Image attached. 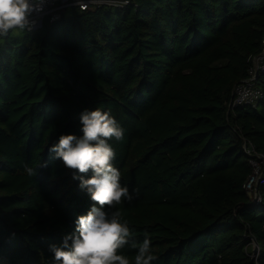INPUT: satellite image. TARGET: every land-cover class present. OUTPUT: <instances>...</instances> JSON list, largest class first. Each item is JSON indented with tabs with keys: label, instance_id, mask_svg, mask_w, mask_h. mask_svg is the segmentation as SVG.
<instances>
[{
	"label": "trees",
	"instance_id": "1",
	"mask_svg": "<svg viewBox=\"0 0 264 264\" xmlns=\"http://www.w3.org/2000/svg\"><path fill=\"white\" fill-rule=\"evenodd\" d=\"M16 31L0 37V264H55L49 246L94 205L48 148L96 108L124 129L109 143L133 198L116 208L152 264H264V185L256 204L243 149L264 157V100L230 107L262 52L264 0H135Z\"/></svg>",
	"mask_w": 264,
	"mask_h": 264
},
{
	"label": "clouds",
	"instance_id": "2",
	"mask_svg": "<svg viewBox=\"0 0 264 264\" xmlns=\"http://www.w3.org/2000/svg\"><path fill=\"white\" fill-rule=\"evenodd\" d=\"M47 3L48 0H0V37H8L13 30H31L34 15L42 13ZM79 119L82 136L63 134L48 151L73 171V179L79 180V187L86 190L94 205L77 218L74 231L63 238L60 246H49L55 264H132L120 254L126 245L136 249L134 264H152L157 257L151 251L150 238L146 235L137 244L116 208L133 198L128 188L121 186V173L113 165L116 152L109 143L113 138L122 141L124 129L109 112L99 108L83 110ZM26 171L29 176L36 174L30 167ZM89 172L91 177L85 178Z\"/></svg>",
	"mask_w": 264,
	"mask_h": 264
},
{
	"label": "built area",
	"instance_id": "3",
	"mask_svg": "<svg viewBox=\"0 0 264 264\" xmlns=\"http://www.w3.org/2000/svg\"><path fill=\"white\" fill-rule=\"evenodd\" d=\"M135 0H48L42 13L34 15L35 26L26 32L32 33L42 28L43 23L48 21L51 24L59 22L63 14L69 10H80L87 12L93 9L112 8L126 9L131 6ZM251 64L249 76L246 80L237 85L233 91L231 109H240L248 106H256L264 100V92L257 85L258 79L264 75V39L262 52L249 59ZM251 166L253 175L245 185V191L254 198L256 204H260L259 187L264 185V157L257 154L251 145L245 144L243 147ZM254 258L260 249L253 242Z\"/></svg>",
	"mask_w": 264,
	"mask_h": 264
},
{
	"label": "rangeland",
	"instance_id": "4",
	"mask_svg": "<svg viewBox=\"0 0 264 264\" xmlns=\"http://www.w3.org/2000/svg\"><path fill=\"white\" fill-rule=\"evenodd\" d=\"M69 17H71V15H69ZM24 32H25V31H18V30L16 31V33H17V34H20V35L24 34Z\"/></svg>",
	"mask_w": 264,
	"mask_h": 264
}]
</instances>
